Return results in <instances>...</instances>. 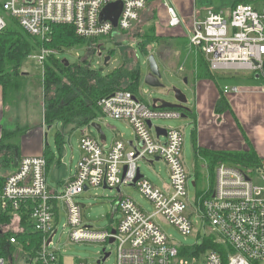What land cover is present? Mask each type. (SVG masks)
<instances>
[{
  "label": "built area",
  "instance_id": "built-area-1",
  "mask_svg": "<svg viewBox=\"0 0 264 264\" xmlns=\"http://www.w3.org/2000/svg\"><path fill=\"white\" fill-rule=\"evenodd\" d=\"M115 1L123 2L117 26L100 18L102 9ZM149 1L0 0V31L7 25L6 17H12L42 40L52 38L55 24L71 25L80 38L97 40L132 29ZM174 1L161 2L167 11L169 29L182 24ZM189 47L200 49L215 73L250 71L264 78V6L258 9L251 2L241 1L230 9L209 8L203 19L194 22ZM51 53L55 52L41 49L40 61L45 64ZM240 91L237 85L224 87L227 95ZM141 96L144 99L121 90L98 102L103 117L126 121L136 141L130 144L117 139L107 146L99 136L84 133L80 141L83 157L60 191H51L49 187L44 155L21 157L17 169L6 176L0 188V216H12L11 227H18L9 238L16 248L8 258L0 256V264H15L19 250L25 252L27 264H92L78 257L66 262L65 250L55 240L62 213L67 219L66 245L104 243L96 264H106L113 253L114 264H264V157L259 166L248 172L227 163L217 165L213 186L194 197L193 211L189 212L184 133L165 127L167 135L157 136L153 124L159 118H182V111L154 108L146 94L141 92ZM148 157L152 164L155 160L167 164L170 181L164 188L142 174L139 162ZM138 173L143 176L136 180ZM256 179L262 184L257 185ZM104 185L120 189L114 208L120 216L108 228L96 229L84 222L86 206L78 198L91 187ZM124 186L137 188L155 211L150 213L130 196L122 195ZM193 215L198 217L197 224ZM159 217L185 236L203 237L205 245L211 239L214 247L187 248L178 244L155 220ZM11 227L4 224L2 230L6 232ZM26 230L41 235L36 257L24 247L30 240L21 242L17 236ZM109 244L114 250H108Z\"/></svg>",
  "mask_w": 264,
  "mask_h": 264
},
{
  "label": "rangeland",
  "instance_id": "rangeland-1",
  "mask_svg": "<svg viewBox=\"0 0 264 264\" xmlns=\"http://www.w3.org/2000/svg\"><path fill=\"white\" fill-rule=\"evenodd\" d=\"M259 8H262V4H260ZM2 15H4V13H2ZM160 19L161 20H159L158 11V21L164 23V16H161ZM8 22L9 19H7V24ZM159 29L160 27L156 23L157 33ZM140 41H142L140 38H124L123 40H118L113 36H109L100 40L102 46L96 51L90 49V46L86 44L75 45L63 47L56 56L60 60H67L70 64H81L87 60L89 64L99 70L102 75H107L123 65L126 60L124 55L125 52L131 50L135 54L137 66L140 68L143 75V83L140 89L142 93L147 95V101H151L154 98H163L168 101L176 102L173 94H170L168 89L177 87L184 91L188 97L186 106L196 111V119L191 116L182 118H159L155 119L153 124L160 127H175L182 130L184 133L183 156L189 172V212H192L194 197L203 190L210 189L214 184V170L212 171L208 167L204 169L203 179L198 181L195 166L196 155L194 144L196 134L200 146L229 152H244L253 148L257 151L260 160L264 157V78H258L257 75L250 71L231 70L225 72L224 74H227L226 76L230 78L232 77V79L223 82V87L237 85L241 89L239 93H230L227 95L238 121L234 119L229 111L217 116L214 114L212 106L207 99V105L204 104L202 106L197 104L196 99L199 94V85L195 87L192 81L187 84L182 77L186 74H190V71H187L186 67L189 59L193 57L192 54H194V49L190 48L188 45L186 47L182 44L176 45L174 48V56L167 62V65L171 68L167 67L157 54L156 57L162 73V82L166 87L152 88L144 82V77L149 72L150 66L148 63L149 56L143 51L139 43ZM145 43L153 50L159 48V43L155 41H146ZM40 47L23 60L22 72L27 74V87L18 95V104L8 106L6 114L7 121L5 120V122H9L11 118L8 116L10 115L13 121L9 123L10 126L8 129L14 130L18 129V127H30V130L21 137L22 152H33V150L42 148L44 145L49 146L55 159L51 166L48 182L52 187L56 188L57 179H63L67 174L65 162L69 165L72 163L71 166L74 168L80 156L83 155L80 141L84 131L94 137H97L98 134L93 127L88 125H65L63 121H55L48 128V126H45L46 124H43L44 94L42 90L43 81L40 79L44 74V64L40 61V55L41 49L46 47ZM46 49L54 52V50L49 48ZM161 53L163 56L166 55L164 49H161ZM107 57H109V60L105 62ZM180 67H184V69L180 70ZM221 73H219V75H222ZM208 88L210 94L214 93V90H217L216 85L212 81ZM202 90L204 89L201 86L200 92ZM92 123H97L102 127L103 132L107 136L108 143L114 138L128 140L133 137L131 127L126 126V124L120 120L103 117L101 113ZM41 125L42 129H39ZM121 134H125V136H121ZM59 159L64 160L60 163ZM148 160L152 159L148 157L146 160H141L139 162L142 174L148 177L153 184L164 188L165 184L170 181L167 164L162 160H155V163L152 164ZM205 165L206 164H204V167ZM9 169L11 168L0 165V176L8 175V173L10 174L11 170ZM255 183L259 185L262 184V181L256 179ZM122 195L130 196L150 213L155 211L154 205L144 198L141 192L135 187L124 186L122 188ZM118 196L119 192L117 189L104 188L103 186L98 188L91 187L90 190L81 194L78 201L86 206L83 208L84 222L90 223L89 225L96 229L108 228L112 224H115L116 219H119L120 216V213H114ZM192 219L194 223L197 224L198 217L193 215ZM155 220L161 223L166 233L178 244L187 248L194 246L202 248L204 246L203 237L198 239L197 234L185 236L161 217ZM66 221L65 213H62L61 221L58 223L59 230L55 236V240L59 241L60 246L65 250L64 256L66 257V262L71 263L73 258L78 257L92 264H96L97 255L105 247V245H103L104 243L82 242L66 245L67 235L64 229ZM196 228H198V225H196ZM202 234L204 236V230ZM107 248L109 251L112 249L114 250V246L112 247L110 244ZM18 255V261L15 264H27L25 252L19 250ZM115 260L116 256L113 253L108 258L106 264H114Z\"/></svg>",
  "mask_w": 264,
  "mask_h": 264
},
{
  "label": "trees",
  "instance_id": "trees-1",
  "mask_svg": "<svg viewBox=\"0 0 264 264\" xmlns=\"http://www.w3.org/2000/svg\"><path fill=\"white\" fill-rule=\"evenodd\" d=\"M161 2L162 0H150L147 7L141 12L140 19L134 27L127 31H120L113 37L118 40H123L124 38L142 39L139 43L147 56H150L153 49L149 48L145 42L155 41L159 43L165 40L164 36L156 32ZM7 19H9L8 24L0 31V86L3 89L5 107L14 106L18 102V95L26 89L27 74L22 72V63L27 56L40 46L55 52L51 53L49 55L50 60L48 58L45 62L44 74L40 79L43 81L44 123L46 126L49 127L55 121H63L65 125L90 126L101 113L98 102L117 91H131L143 98L140 89L143 83V75L137 66L133 51L127 50L125 52L126 60L121 67L107 75H102L87 60L81 64H67V60H60L56 56L63 47L75 45L86 44L93 46L96 51V49L101 47L100 40L102 38L97 40L80 38L76 35L71 25L55 24L52 28V38L42 40L27 32L17 19L6 17V21ZM175 42L176 45L182 44L184 47L188 45L187 39H176ZM192 49H194V54L189 59L186 70L190 71L195 81L210 80L214 82L219 94L214 107L216 115L229 111L234 119L238 121L223 87V82L231 80L232 77L213 72L202 51L200 49ZM185 77L188 79L187 75ZM184 112L187 116L195 117V119L197 117L196 113L191 109ZM29 130L30 127L28 126L18 127V129L14 130L3 129L0 138V164L3 167L12 166L17 168L19 166L22 157L21 137ZM194 140L198 181L203 179V172L206 167L215 172L217 165L227 163L248 172L251 168L261 164L260 157L253 148L244 152H229L200 146L197 141V134ZM44 156L47 160L48 171L55 159L48 145L45 146ZM204 164H206L205 167ZM4 179L3 177L0 178V188ZM4 224H8L11 227L12 216H0V256L8 258L16 248L14 244L10 243L9 238L15 235L14 233L18 230V227L12 226L4 232L2 230ZM17 236L21 242L30 240L31 243L24 247L30 252L32 257H36L41 235L26 230L22 233L18 232ZM208 242L206 243L207 245L204 243L207 249L214 247L213 244H210L212 242L211 239ZM30 263L40 264L38 262ZM7 264L13 263L10 261Z\"/></svg>",
  "mask_w": 264,
  "mask_h": 264
},
{
  "label": "crops",
  "instance_id": "crops-1",
  "mask_svg": "<svg viewBox=\"0 0 264 264\" xmlns=\"http://www.w3.org/2000/svg\"><path fill=\"white\" fill-rule=\"evenodd\" d=\"M239 1H244V0H175L174 4H175V6H176V8H177V10L181 16V19H182L181 26H179L175 29H169L168 28L167 11H166L165 6L161 3V5L159 7V20H161L160 19L161 16H164L165 20H164V23H160V21H158L157 24L160 27V29L158 30V33L164 35L165 40L162 42H159V48L154 49L152 54L157 55L159 53L160 57H162L161 59H163L165 61V62H163V61L162 62L167 67L171 68L169 65H167L168 64L167 62L174 56V52H175L174 48L176 46V42H175L176 39H187L188 40V46H189V36L192 33L194 22L196 20L203 19L209 8L230 9V8L234 7L236 2H239ZM246 1L253 3V5L255 7H257L258 9H261V8H259L260 4H262V7L264 6V0H246ZM161 49H164L166 51L165 56H163V54L161 53ZM186 75L188 76V79H187V77H185V75L182 76L184 81L187 80L185 83L188 84V83H190V81H192L193 84H195V87H197V85H199V92H198L199 94L197 95V99H196L197 104L203 106L204 104L207 105V103L209 102L210 105L212 106V109L214 112V107H215L216 101H217L218 96H219L218 90H216V91L214 90V93L210 94L209 88H208L211 85L210 80L195 81L193 79L191 73L186 74ZM201 86L203 87L204 90H202L200 92ZM209 98H211V99H209ZM206 99L208 100V102ZM260 101H261V99H260ZM17 104L18 103H16L15 105H17ZM7 109H8V107H5L3 89L0 86V138L2 136L3 129L4 128L8 129V127L10 126L9 123H11L13 121L12 116L10 117V115H9L8 117L11 119L9 120V122H5V120L7 121V117H6ZM189 109L193 110L192 108H189ZM9 110H10V108H9ZM193 111L196 113L195 110H193ZM214 114H215V112H214ZM120 121L123 122L124 124H126V126L130 127V125L126 121H122V120H120ZM43 124L45 125V123H43ZM42 125L39 129H42ZM158 127H160V126H158ZM84 133H86V131H84ZM123 135L125 136V134H121V136H123ZM132 136L133 137L131 139H128V140L126 139L125 141L129 142L130 144L132 142H135L136 139L133 135V132H132ZM117 139L118 138H114L110 143H108L107 136H106V140L104 141V143L107 146H110ZM44 150H45V145L42 148H38V149L33 150V152H22V150H21V152H22V156L23 155H40V154L44 155ZM82 157H83V155L80 156L79 161L81 160ZM63 160L64 159H59V162L62 163ZM72 160H73V158H72ZM77 164L75 165L74 168H72V166H71L72 163H71V165H69L65 162V165L67 167V174L64 176L63 179H61V178L57 179V187L56 188L52 187L48 182L51 191H60L63 188L66 181L75 173ZM51 166L49 167V170H48V176H49L50 171H51ZM7 168H11V169H9V170H11V173L17 169V168H13L12 166L7 167ZM6 176L7 175L0 176V178H2V177L6 178ZM168 184L169 183L165 184V186Z\"/></svg>",
  "mask_w": 264,
  "mask_h": 264
},
{
  "label": "water",
  "instance_id": "water-1",
  "mask_svg": "<svg viewBox=\"0 0 264 264\" xmlns=\"http://www.w3.org/2000/svg\"><path fill=\"white\" fill-rule=\"evenodd\" d=\"M122 10H123V2L122 1H115V2L109 3L108 5H106L102 9L101 17H100L101 21L103 22L106 20H110L111 22H113L114 26H117L118 25V18L120 16V14L122 13ZM115 35H117V34H115ZM158 55H159V53H158ZM159 57H160V55H159ZM161 58L162 57H160V59ZM108 60H109V57L106 58L105 62H107ZM161 61L165 62L163 59H161ZM148 63L150 66V70L144 77L145 84H147L148 86H150L152 88H165L166 85L162 82V73L160 71L158 59H157L155 54H151L149 56ZM67 64H69L68 61H67ZM168 92L170 94H173L176 102L168 101V100L163 99V98H154L152 100L153 107L154 108H169V109L182 110V117H186L187 114L184 111L189 110V108L186 106L188 103L187 95L184 93V91L182 89L177 88V87L169 88ZM149 126L152 127V122H149ZM90 127H93L97 131V134L102 141L106 140V135L103 132L102 127L99 124L91 123ZM155 131L157 133V136H160L163 134L167 135V129L165 127L156 126ZM142 176L143 175L141 173H138L136 180H138ZM104 188H109V187L107 185H104ZM109 189H111V188H109ZM117 190L119 191L120 189H117ZM107 255H109V253Z\"/></svg>",
  "mask_w": 264,
  "mask_h": 264
}]
</instances>
